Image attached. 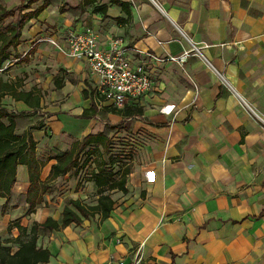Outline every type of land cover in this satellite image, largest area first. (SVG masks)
<instances>
[{
  "label": "crops",
  "instance_id": "crops-1",
  "mask_svg": "<svg viewBox=\"0 0 264 264\" xmlns=\"http://www.w3.org/2000/svg\"><path fill=\"white\" fill-rule=\"evenodd\" d=\"M81 1L58 0L27 21L0 65L3 80L40 94L39 107L10 94L0 105L19 113L16 134L41 125L30 130L40 180L58 154L55 135L75 138L65 152L106 123L120 126L114 134L126 133L119 166L130 164V172L126 192L109 191L114 202L105 219L96 213L79 225L38 228L37 244L50 251L41 264H264V0H94L80 14L68 12ZM96 6L103 10L92 11ZM72 27L93 28L101 42L118 34L129 58L144 65L153 88L132 101L140 115L105 110L113 106L97 95L87 61L45 40L63 46ZM184 54L182 62L150 56ZM38 63L49 67L45 80L22 88ZM91 105L97 112L83 114ZM38 109L45 119L33 124ZM86 165L89 171L73 168L50 181L29 211L28 169L17 164L8 197L0 196V237H17V225L29 234L48 216L59 220L70 198L95 204L93 157Z\"/></svg>",
  "mask_w": 264,
  "mask_h": 264
},
{
  "label": "trees",
  "instance_id": "trees-1",
  "mask_svg": "<svg viewBox=\"0 0 264 264\" xmlns=\"http://www.w3.org/2000/svg\"><path fill=\"white\" fill-rule=\"evenodd\" d=\"M26 1V3H24ZM40 1L36 7L32 4ZM58 0H21L15 8L7 9L0 6V23L7 17L15 15L13 22L8 23L0 31V65L10 57L11 50H15L19 43L20 35L24 24L31 18L36 17L48 5ZM94 0H82L69 11L74 14H80L85 8L91 5ZM31 8V9H29ZM29 9V10H26ZM102 7H92V11H102ZM13 54V56H15ZM21 59V58H20ZM18 80L8 82L0 77V97L10 94L15 100H22L32 108L39 107L40 94L34 90H18L20 86ZM86 97V92L84 93ZM107 111L120 114L124 117L140 115L142 107L131 103L122 108H105ZM97 109L91 105L89 109H84L83 114H94ZM19 113L11 111L0 105V196L9 195L11 185L15 179V169L17 164L26 165L28 169L29 187L26 193V201L29 204V211L42 201V193L49 188V182L65 174L73 168L78 170L84 167L90 158L93 157L95 169H92V177L97 187V199L95 204H87L81 199H69L62 208L59 220L48 216L42 223H34L29 234H26V228L17 225L21 233L17 237L2 239L0 237V264H41L49 260L50 251L47 248L37 244V231L39 227L49 230H58L70 223L79 225L84 219L94 216L98 213L101 219H105L113 208V199L109 191L118 189L126 192V178L130 172V164L118 166L114 171L108 164H115L121 161L110 154L111 137L116 133L120 126L106 123L103 130L97 133H88L80 140L75 141L70 149L58 153L54 158L50 172L45 180L39 179L42 163L36 157L35 144L30 130L38 128L41 125L30 126L28 130L20 135L16 134V119ZM109 154V158H104ZM82 155H85L83 159ZM82 157V162H81ZM114 157V158H112ZM17 244L13 250L12 245Z\"/></svg>",
  "mask_w": 264,
  "mask_h": 264
},
{
  "label": "built area",
  "instance_id": "built-area-1",
  "mask_svg": "<svg viewBox=\"0 0 264 264\" xmlns=\"http://www.w3.org/2000/svg\"><path fill=\"white\" fill-rule=\"evenodd\" d=\"M68 56L85 59L90 73L96 79V91L102 101H108L116 108L144 96L153 88L152 80L142 63L129 58L124 40L116 33L109 34L101 42L91 27L69 28L64 35V45L46 38ZM156 61L175 60L182 62L184 55L158 57Z\"/></svg>",
  "mask_w": 264,
  "mask_h": 264
},
{
  "label": "rangeland",
  "instance_id": "rangeland-1",
  "mask_svg": "<svg viewBox=\"0 0 264 264\" xmlns=\"http://www.w3.org/2000/svg\"><path fill=\"white\" fill-rule=\"evenodd\" d=\"M39 3H40V1H37V2L33 3L32 7H36ZM14 7L15 6H13V8ZM68 12H71V10L68 11ZM71 13H73V12H71ZM50 17H51V15L49 16V18ZM14 19H15V15L9 16L4 21H2L0 23V31L3 30L4 27L8 23L13 22ZM6 63H7V60H4L1 63V65H5ZM36 65H38L40 67H38V68L37 67H32L31 70L30 69L28 70V73H25L26 76L23 78L24 82H23L22 88L30 87L31 84L35 83V79H37V78L41 80L40 83L45 80L42 77L43 71L46 68H49V67L43 66L40 63H38ZM3 74H4L3 71H0V77L1 78H4L5 74L4 75ZM37 74H40V76L37 75ZM22 75H21V78H22ZM31 115H34V119L33 120H34L35 123H33V124H38L37 122H43V119H45L44 113H41V111L39 109L38 110H34L33 113H31ZM26 118H27V116H23L22 119L21 118L18 119V122H22L23 123L26 120ZM98 119L103 121V116L99 115ZM121 119L122 118H120L118 122H122V123H126V124L129 123V119L128 118L127 119L125 118L126 121L121 120ZM74 129L75 128H71V130H73V131H74ZM67 136H69L68 140H67L66 136H64L63 138H61L62 137L61 135H55L54 136V143H53V148H52L54 154L60 153V152H62L64 150H66L68 148V146H70L69 142H72L73 140H75V138L73 137L72 133H68ZM112 137H113L112 138L113 145H111L110 154L112 156H115L119 160L121 159V162H123V160L126 159L125 156H126V153H127V150H128V148H126V142H125L126 133H124L123 131H120L119 133L112 135ZM108 156H109V154H105L104 158L108 159L109 158ZM84 158H85V155L83 156V159ZM112 158H114V157H112ZM119 165H120L119 162H116L115 164H110V163L108 164V166H110L115 171L118 169ZM90 167H91V165H89V166L85 165L82 170L89 171Z\"/></svg>",
  "mask_w": 264,
  "mask_h": 264
}]
</instances>
